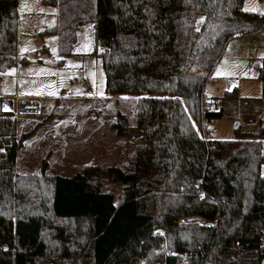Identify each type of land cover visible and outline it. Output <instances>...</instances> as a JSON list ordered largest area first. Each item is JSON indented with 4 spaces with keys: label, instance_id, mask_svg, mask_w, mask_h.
I'll use <instances>...</instances> for the list:
<instances>
[{
    "label": "trees",
    "instance_id": "16d2710c",
    "mask_svg": "<svg viewBox=\"0 0 264 264\" xmlns=\"http://www.w3.org/2000/svg\"><path fill=\"white\" fill-rule=\"evenodd\" d=\"M57 8L59 54L93 24L106 96L136 97L142 138L132 172L86 166L71 177L15 173L19 138L0 96V264H261L264 260V59L259 98L236 90L201 98L229 39L259 31L244 0H41ZM19 0H0V87L16 65ZM213 111L202 114L200 103ZM257 118L232 140L205 143V119ZM193 122V124H192ZM200 126V125H199ZM126 136L124 115L112 124ZM123 186L121 200L101 191ZM198 217L202 221L181 219ZM158 231L162 236L155 237ZM238 243V246L235 245Z\"/></svg>",
    "mask_w": 264,
    "mask_h": 264
},
{
    "label": "rangeland",
    "instance_id": "374dc122",
    "mask_svg": "<svg viewBox=\"0 0 264 264\" xmlns=\"http://www.w3.org/2000/svg\"><path fill=\"white\" fill-rule=\"evenodd\" d=\"M243 8L264 16V0H244ZM57 13L56 7L45 6L41 0H26L17 24L16 65L2 76L0 96L3 102H12L16 137L29 134L17 153L15 173L39 175L44 161L48 176L71 177L90 165L103 171L117 166L132 172L134 149L142 138L132 141L138 131L134 123L137 98L105 95L99 56L102 50L95 45L92 23L77 31L71 54H59L56 35L42 33L56 26ZM263 59L264 25L255 33L229 39L210 74L212 79L208 78L209 96L220 97L223 92L236 90L240 98H259L257 77ZM229 80L233 84L226 86ZM27 101L37 102L36 112L21 113L20 103ZM208 104L200 103L202 114L213 111V105ZM117 113L127 120L128 131L123 138L112 128ZM261 113L264 117V102ZM243 117L236 120L239 127H255V123L244 124ZM236 122L216 120L215 139L232 140ZM200 124L194 125L195 130ZM122 188L121 184L104 181L101 191L111 193L118 205Z\"/></svg>",
    "mask_w": 264,
    "mask_h": 264
},
{
    "label": "built area",
    "instance_id": "2783aa9c",
    "mask_svg": "<svg viewBox=\"0 0 264 264\" xmlns=\"http://www.w3.org/2000/svg\"><path fill=\"white\" fill-rule=\"evenodd\" d=\"M232 84H233V80H229L227 82L226 86H231ZM206 97H209V90L206 87H203V89L201 90V98L203 99ZM26 103L36 104L37 102L27 101V102L20 103V106H19L20 111H21V106L25 105ZM207 103H209L208 104L209 106H210V104H212V102H210V101H208ZM2 110H3V112L11 113L13 111L12 102L11 101L2 102ZM21 113H34V112L28 111V112H21ZM215 121L216 120H214V119H204L201 122L200 126L197 129V134H198V137L200 138V140H202L205 143H209V142L216 140L215 136L217 134V129L215 127ZM256 121H257V118L254 116H245L242 119V122L244 124H247V123H255L256 124ZM141 137H142V132L138 130V131L133 133L132 141L140 139ZM191 219L204 222L203 220H201L198 217L185 218V219H181V221L185 222V221L191 220ZM154 236L159 237V236H162V234L160 232L156 231L154 233ZM235 245L238 246V243H235ZM142 263H143L142 259H139L135 262V264H142ZM261 264H264V260L261 262Z\"/></svg>",
    "mask_w": 264,
    "mask_h": 264
},
{
    "label": "water",
    "instance_id": "95a60500",
    "mask_svg": "<svg viewBox=\"0 0 264 264\" xmlns=\"http://www.w3.org/2000/svg\"><path fill=\"white\" fill-rule=\"evenodd\" d=\"M26 5V0H21L19 3H18V6H17V14H18V17L20 18L22 16V13H23V9ZM239 125V122H236L234 127H238Z\"/></svg>",
    "mask_w": 264,
    "mask_h": 264
},
{
    "label": "bare ground",
    "instance_id": "6f19581e",
    "mask_svg": "<svg viewBox=\"0 0 264 264\" xmlns=\"http://www.w3.org/2000/svg\"><path fill=\"white\" fill-rule=\"evenodd\" d=\"M35 110H36L35 104L32 105L31 103H26L25 105L21 106V112H28V111H35Z\"/></svg>",
    "mask_w": 264,
    "mask_h": 264
},
{
    "label": "crops",
    "instance_id": "0c3cea01",
    "mask_svg": "<svg viewBox=\"0 0 264 264\" xmlns=\"http://www.w3.org/2000/svg\"><path fill=\"white\" fill-rule=\"evenodd\" d=\"M211 78V77H210ZM212 79V78H211ZM263 103V102H262ZM262 103H261V106H262ZM260 116L262 117V113H260ZM263 149H264V143H263ZM264 164V163H263ZM262 164V165H263ZM262 167V166H261ZM261 171V170H260ZM261 174L264 175V172L261 171Z\"/></svg>",
    "mask_w": 264,
    "mask_h": 264
},
{
    "label": "snow or ice",
    "instance_id": "6c2138e0",
    "mask_svg": "<svg viewBox=\"0 0 264 264\" xmlns=\"http://www.w3.org/2000/svg\"><path fill=\"white\" fill-rule=\"evenodd\" d=\"M245 10L248 11V10H250V9H247V8H246ZM252 10H254V9H252Z\"/></svg>",
    "mask_w": 264,
    "mask_h": 264
}]
</instances>
